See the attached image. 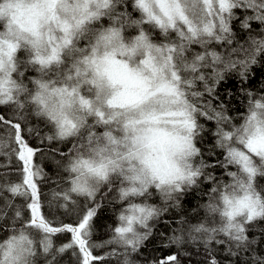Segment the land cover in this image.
Masks as SVG:
<instances>
[{"label":"snow or ice","instance_id":"1","mask_svg":"<svg viewBox=\"0 0 264 264\" xmlns=\"http://www.w3.org/2000/svg\"><path fill=\"white\" fill-rule=\"evenodd\" d=\"M258 57L264 0H0V156L18 161L0 164V264H61L69 252V264H140L152 222L195 190L207 197L205 216L181 215L160 245L178 251L146 264H183L185 245L198 240L206 264H219L213 242L234 256L233 245L249 251L247 232L264 219V94L244 87ZM237 70L248 98L238 125L222 101L204 100L218 99L216 86ZM201 117L215 122L207 155L220 149L223 160L198 147ZM37 157L67 174L47 205ZM112 192L124 206L112 235L95 241L94 218ZM61 211L76 220L50 218ZM252 254L251 264H264Z\"/></svg>","mask_w":264,"mask_h":264},{"label":"trees","instance_id":"2","mask_svg":"<svg viewBox=\"0 0 264 264\" xmlns=\"http://www.w3.org/2000/svg\"><path fill=\"white\" fill-rule=\"evenodd\" d=\"M237 15L240 18H243L244 13L241 10H236ZM233 30L236 33V39L241 44H245L247 47V38L248 33L243 31L239 27V19L233 23ZM253 29L255 32H259L260 25L253 24ZM255 34V33H254ZM202 89V85H199ZM240 87V78L238 75V70L231 73H227L225 78L216 86V97L205 95V101H211L213 106H219L221 101L227 107V115L233 119L235 124H240L242 122V117L247 111L248 98L239 90ZM246 89L252 90L257 95L264 94V57H258V63L251 67L249 72L248 82L244 85ZM231 92V96H229ZM7 108H0V112H7ZM199 122L204 125L205 132L202 133V139L198 141V147H201L205 151V159L214 161L216 159L223 160V151L220 149L216 150L215 156H208L207 152L210 146L214 145V137L212 132L215 129L214 121H207L203 117L199 118ZM33 124H39V126L47 131L44 128L43 122L38 121L35 117H32ZM36 141H33L35 144ZM65 151L67 148L65 147ZM199 159V158H197ZM36 163L42 164L47 177L43 179L40 184V187L43 193L46 195L45 204L47 205V200L51 198V192L53 189L60 190V188L66 187L65 179L66 173H58L57 168L50 160H41L39 157L36 158ZM0 164L10 165L12 168L18 166V161L15 157H12L11 160L6 156H0ZM7 170V169H5ZM235 170V169H231ZM214 175L217 177H222L225 181L228 180L227 176H223V169L217 167L214 170ZM16 179V177H13ZM260 185H264V179L259 180ZM210 184L203 185V191H206L210 188ZM107 191V189H104ZM116 196L115 192L109 194L108 198L103 200L102 207L98 209V215L94 218L95 220V241L107 240L111 235V229L117 226V214L119 215L122 207L121 203L113 199ZM82 199V198H81ZM207 201L206 196L201 195L200 190L189 191L186 195L181 197L180 208H172L164 216L158 220L153 221V231L154 235L146 242L145 246L140 250V254L135 256L134 259L139 261L140 264H146L148 260H151L153 257H159L162 253L167 255L172 252L178 251V249L173 246L168 249H163L160 247L162 243H167V237L173 234L172 230L178 228L179 225L176 221L181 215L188 217L189 219L195 221L197 219L203 218L205 216V209L202 205ZM19 202V201H18ZM99 202V199H98ZM150 203L159 204V198H154ZM194 210H196L194 212ZM119 212V213H118ZM58 218V215L54 216ZM76 220L75 218L66 219L69 223H73ZM161 233L164 234L161 237ZM7 233H0V238L5 236ZM247 236L250 240L256 241L255 244L251 245L249 251L245 252L243 250H237L233 245V251L238 252L237 255H231L228 251V244H216L213 242L210 247L216 256L219 264H251L253 259L252 250H255V254L260 257H264V219H259L255 221L249 228ZM70 238V235H68ZM218 239H226L223 236L218 237ZM58 239H55L56 244ZM105 249H97V255H103ZM184 251L188 255H181V260L183 264H206V259L204 255V247L202 241L198 240L197 242L186 244ZM70 253V252H69ZM71 255V253H70ZM67 263L66 256L61 260V264ZM108 264H119V259L113 258L108 261Z\"/></svg>","mask_w":264,"mask_h":264},{"label":"rangeland","instance_id":"3","mask_svg":"<svg viewBox=\"0 0 264 264\" xmlns=\"http://www.w3.org/2000/svg\"><path fill=\"white\" fill-rule=\"evenodd\" d=\"M55 215H58V218L51 217V216H50V217H51V218H55L57 221L65 220V219H72V218H75V217H76L75 212H71V213H67V214H65V213H63V212L61 211V212H57V213H55ZM66 236H68V234L60 235V236L57 238V239H58V244H57V245L61 244L62 242H65V241H64V240H65L64 237H66ZM69 240H70V238H69ZM65 256H66V259H67V263H65V264H69L70 253L66 254ZM61 260H62V259H61Z\"/></svg>","mask_w":264,"mask_h":264},{"label":"bare ground","instance_id":"4","mask_svg":"<svg viewBox=\"0 0 264 264\" xmlns=\"http://www.w3.org/2000/svg\"><path fill=\"white\" fill-rule=\"evenodd\" d=\"M118 213H119V212H118ZM117 217H118V214H117ZM50 218H51V217H50ZM65 220H66V219H65ZM60 221H61V220H60ZM62 221L65 222V223H69V222L64 221V220H62ZM64 238H65V240H64L65 242H67V241L69 240V237H68V236H66V237H64ZM55 243H56V242H55ZM57 243H58V241H57ZM107 251H110V249L107 248V249L104 251V253L107 252ZM104 253H103V254H104Z\"/></svg>","mask_w":264,"mask_h":264}]
</instances>
